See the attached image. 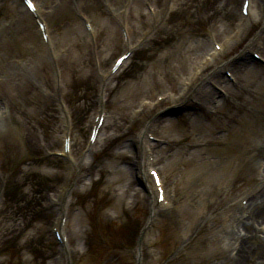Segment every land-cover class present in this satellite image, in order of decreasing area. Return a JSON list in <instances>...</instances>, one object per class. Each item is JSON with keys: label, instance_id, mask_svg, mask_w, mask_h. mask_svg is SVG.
<instances>
[{"label": "rangeland", "instance_id": "obj_1", "mask_svg": "<svg viewBox=\"0 0 264 264\" xmlns=\"http://www.w3.org/2000/svg\"><path fill=\"white\" fill-rule=\"evenodd\" d=\"M37 1L43 7L59 5L50 23L66 86L64 95L73 108L74 149L78 154L94 110L95 80L87 38L74 13L80 9L91 17L101 64L106 67L119 53L120 41L104 4L117 9L121 0ZM159 1L131 0L130 23L135 35L145 25V3L157 7ZM238 4L239 0H177L166 30L135 54L120 73L122 91L117 100L108 102L109 113L96 152L84 164L88 168L99 163V169L84 177L72 198L76 213L69 229L78 248L75 264H132L136 259L134 236L147 210L144 194L131 181L128 140L151 112L132 122V110L141 99H153L166 89L176 92L181 79L210 48L203 43L207 30L213 29L217 39L231 31ZM16 17V7L0 0V29H4L0 37V108L4 101L8 105L0 116V168L6 172L13 167L8 160L12 152L18 158L19 171L1 205L0 264H52L55 245L49 225L53 211L46 195L53 193L64 167L61 161L44 158V150L59 148L60 121L48 96L50 64L30 35V23L23 22L17 33ZM240 46L235 45L214 62L219 64L234 55ZM13 59L21 62L17 73L12 70ZM239 80L216 115L207 120L197 116L189 126L169 118L162 128L170 141L158 148L156 162L173 210L151 231L147 264H264V227L257 229L263 240L251 239L252 258H245V249L244 254L243 249L239 251L237 261L229 256L235 240L232 225L240 223L233 207L242 195L259 192L264 179L261 173L255 176L256 165L264 158V71L250 66L239 73ZM217 125H223L224 131L206 148H192L186 140L189 133H196L197 142H204ZM85 168L79 172L87 173ZM263 195L261 192L251 201L250 214L257 212V206L263 207ZM229 211L231 220L221 228V217ZM255 215L264 226L261 213ZM237 229L246 232L247 224Z\"/></svg>", "mask_w": 264, "mask_h": 264}, {"label": "bare ground", "instance_id": "obj_2", "mask_svg": "<svg viewBox=\"0 0 264 264\" xmlns=\"http://www.w3.org/2000/svg\"><path fill=\"white\" fill-rule=\"evenodd\" d=\"M254 17V20H256V19H259V20H263L264 21V15L262 16V15H260L259 14V12H255V14L252 16V18ZM227 50V49H226ZM224 52V51H223ZM221 53V52H220ZM220 55V54H219ZM218 55V56H219ZM197 65V67H195L194 69H196V68H198V66H199V63H194L193 64V66H196ZM210 69H215L214 67H211ZM181 98H183L184 97V95H181L180 96ZM139 136V135H138ZM74 163H76L77 161L76 160H74L73 161ZM140 178L141 179H143L144 181H146V179H145V177L143 176V175H141L140 176ZM146 183V182H145ZM148 188H149V186H147ZM148 192H149V189H148ZM261 192H263V194H264V187L262 188V190H261ZM260 192V193H261ZM261 205L264 207V195H263V198L261 199ZM263 207H261V206H257L256 208H254L255 209V211H257L256 213H261V215H262V218H264V208ZM255 213V214H256ZM244 238V244H245V249H253L254 248V243H252V241H251V239H247L246 240V237L244 236L243 237ZM242 238V239H243ZM246 240V241H245ZM243 248H244V246H243Z\"/></svg>", "mask_w": 264, "mask_h": 264}, {"label": "snow or ice", "instance_id": "obj_3", "mask_svg": "<svg viewBox=\"0 0 264 264\" xmlns=\"http://www.w3.org/2000/svg\"><path fill=\"white\" fill-rule=\"evenodd\" d=\"M29 6H31V5H29Z\"/></svg>", "mask_w": 264, "mask_h": 264}]
</instances>
